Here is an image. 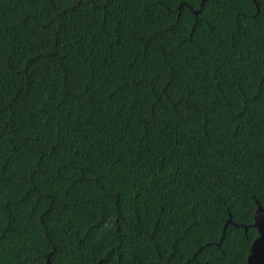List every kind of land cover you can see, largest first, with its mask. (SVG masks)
I'll return each mask as SVG.
<instances>
[{
    "label": "trees",
    "instance_id": "obj_1",
    "mask_svg": "<svg viewBox=\"0 0 264 264\" xmlns=\"http://www.w3.org/2000/svg\"><path fill=\"white\" fill-rule=\"evenodd\" d=\"M257 205L264 0H0V264H245Z\"/></svg>",
    "mask_w": 264,
    "mask_h": 264
},
{
    "label": "water",
    "instance_id": "obj_2",
    "mask_svg": "<svg viewBox=\"0 0 264 264\" xmlns=\"http://www.w3.org/2000/svg\"><path fill=\"white\" fill-rule=\"evenodd\" d=\"M203 1L204 0H202V2ZM262 214H264V208L261 207L260 205H257V208L253 211V223L251 225L256 229L257 237L253 240L249 248V253L247 255L245 264H264V226L260 224V217ZM230 223L232 222L229 217L224 224L223 232L225 226ZM239 226L243 227L244 230H246L245 226L242 225ZM46 257L47 259L45 264H49V255H47ZM102 261L103 260L101 259L96 264H102Z\"/></svg>",
    "mask_w": 264,
    "mask_h": 264
},
{
    "label": "snow or ice",
    "instance_id": "obj_3",
    "mask_svg": "<svg viewBox=\"0 0 264 264\" xmlns=\"http://www.w3.org/2000/svg\"><path fill=\"white\" fill-rule=\"evenodd\" d=\"M260 224L264 226V214H262L260 217Z\"/></svg>",
    "mask_w": 264,
    "mask_h": 264
}]
</instances>
